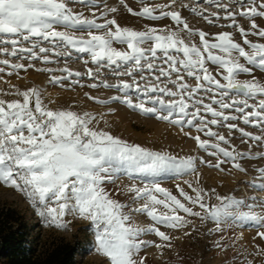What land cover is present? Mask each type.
I'll return each mask as SVG.
<instances>
[{
	"label": "snow or ice",
	"instance_id": "6c2138e0",
	"mask_svg": "<svg viewBox=\"0 0 264 264\" xmlns=\"http://www.w3.org/2000/svg\"><path fill=\"white\" fill-rule=\"evenodd\" d=\"M75 4L87 7L89 15ZM185 10L204 24L232 31L196 27L182 15ZM122 14L168 23L136 29L119 22ZM258 21H264V0H144L139 10L127 0L103 7L98 0H0V80L31 69L48 74L50 86L115 89L106 99L84 96L97 104L120 102L178 126L205 154L177 156L130 144L100 127L102 115L75 105L53 107L40 87L11 85L0 90V185L23 193L50 226L68 228V216L89 220L106 264H146L140 253L149 244L171 248L173 237L162 227L187 229L193 218L211 223L209 234H221L217 248H238L233 264H240L246 249L235 236L225 245L223 234L237 226L264 228V197L205 189L198 166L254 171L246 183L264 192V26ZM70 60L92 66L81 72ZM62 61V67L44 66ZM106 74L116 82L102 78ZM85 77L93 82L82 84ZM237 134L246 149L232 143ZM249 162L257 166L251 169ZM121 174L147 183L109 191ZM168 174L193 179L183 181L187 190L176 184L174 194L158 182ZM140 216L150 222L140 225ZM148 233L163 243L143 239ZM254 239L264 242V231ZM250 247L244 264H264V243Z\"/></svg>",
	"mask_w": 264,
	"mask_h": 264
},
{
	"label": "rangeland",
	"instance_id": "374dc122",
	"mask_svg": "<svg viewBox=\"0 0 264 264\" xmlns=\"http://www.w3.org/2000/svg\"><path fill=\"white\" fill-rule=\"evenodd\" d=\"M103 7L104 4L109 6H118V0H98ZM153 4L168 3V0H151ZM189 0H184V3H188ZM129 6L135 10H139L144 6V0H127ZM77 10H83L85 15H89V9L84 5H73ZM207 7V5H204ZM214 10V9H210ZM182 15L188 17L190 22L196 27H203L210 33H216L220 31H232L229 28L212 27L204 24L198 18L191 16L188 11H182ZM122 25L141 29L144 24L147 23H159L160 25L167 24L168 21L150 22L146 19H139L132 17L130 14H122L117 17ZM242 24L247 27V21L241 20ZM264 26V21H258ZM221 23H224L221 21ZM239 40V37H236ZM251 39L258 40V38L250 37ZM116 47H122L119 44L114 45ZM87 58V57H85ZM27 63V61H24ZM69 66L74 70L84 72L86 67L92 65H84L79 60L68 61ZM37 63V67H41ZM46 67H62L63 61L60 65H44ZM210 70L215 74V67ZM60 75V73H56ZM259 78V74H257ZM109 82L115 83L116 78L110 74H106L105 77ZM248 78L242 76L241 79ZM127 79V77H125ZM8 81V83H5ZM86 77L82 78V84L92 83ZM67 84V81L65 82ZM11 85H16L20 89H25L33 86H38L44 90V99L47 103L48 100L55 101L53 107L56 106H70L75 105L77 111L85 110L91 111L94 114L102 115L100 127L110 131L114 136L127 141L130 144H139L142 147L150 148L153 150H163L172 153L177 156L192 155H205L202 152H198L195 142L184 136L178 126H173L167 122L159 121L155 117L146 116L143 113L131 109L128 106L120 102H111L109 105L97 104L88 100L85 96V92H89L93 96H97L101 99L109 98L116 95L115 89H90L87 87H75L70 89L67 87L61 88L59 86H50L48 84V74L38 73L34 70H28L27 72H21L20 78L13 75L11 77L4 76V79L0 80V90H8ZM7 98V97H5ZM135 99V96L133 95ZM243 126V125H242ZM249 131L257 132L256 129L249 128ZM184 131H195L185 128ZM225 135H228L224 131ZM233 144L246 149L248 145H240L239 134L237 138L232 141ZM211 159V157H206ZM264 163V162H261ZM251 169H254L257 164L255 162H249ZM225 171L221 172L214 168L207 166H198L200 173V181L205 189L215 188L221 194H229L235 192L238 197L255 195L258 197H264V192L257 189H253L246 181H250L255 176L254 171H249L245 174L235 169L228 170L230 166L225 165ZM193 179L190 175L177 176L174 174L162 175L158 178V182L161 186L169 189L174 194H177L176 184L186 186L183 184L184 180ZM131 183L143 185L147 183L142 177H131L126 174H121L117 179L115 185H108L109 191L114 188L122 187ZM187 190V188H186ZM115 198L127 202L124 197L116 196ZM215 200H213V203ZM259 203V201H257ZM0 204L7 208L16 210L28 224L30 232L31 248L36 254L43 258L47 252L52 248L63 244L72 243L77 245L78 252L76 254L75 261L77 264H106V258L96 251V241L94 238V231L91 226V222L79 217L73 218L72 216L66 217L69 223L68 228H57L50 226L44 218L40 217L32 206L31 201L21 192L15 189L0 185ZM194 219V226L182 230H172L162 227L161 230L168 233L173 237L171 240V248H156L153 244H149L145 249L141 251V255L146 258V264H233V254L238 248H233L227 251L221 250L215 246V242L220 240L221 234H209L208 229L213 227L211 223L201 224L198 219ZM150 221L140 216L137 223L140 225H146ZM264 231V228L257 227L255 225L237 226L231 230H227L223 235L225 237V245H231L233 240L230 237H236V244L239 247H243L246 250L243 253V257L240 258V264H244V257H248V253L252 251L250 246L261 245L259 239H254L257 232ZM185 232L190 233L185 235ZM242 233V236H241ZM143 239L154 242L155 244L163 243L158 236L153 233H148L143 236Z\"/></svg>",
	"mask_w": 264,
	"mask_h": 264
},
{
	"label": "trees",
	"instance_id": "16d2710c",
	"mask_svg": "<svg viewBox=\"0 0 264 264\" xmlns=\"http://www.w3.org/2000/svg\"><path fill=\"white\" fill-rule=\"evenodd\" d=\"M24 218L0 204V264H77L78 247L60 244L40 258L31 248L30 232Z\"/></svg>",
	"mask_w": 264,
	"mask_h": 264
}]
</instances>
